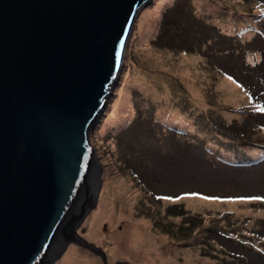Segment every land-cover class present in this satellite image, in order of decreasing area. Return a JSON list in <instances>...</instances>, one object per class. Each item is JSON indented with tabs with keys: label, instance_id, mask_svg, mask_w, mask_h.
<instances>
[{
	"label": "rangeland",
	"instance_id": "obj_1",
	"mask_svg": "<svg viewBox=\"0 0 264 264\" xmlns=\"http://www.w3.org/2000/svg\"><path fill=\"white\" fill-rule=\"evenodd\" d=\"M125 88L130 112L112 113ZM109 89L88 132L101 165L97 199L123 179L127 188L113 197L112 212L146 218L158 252L175 263L264 264V159L250 164L240 155L231 162L224 151L264 147V0L146 1ZM167 116L188 119L192 129ZM217 120L227 126L216 127ZM127 220L103 219L101 242L84 235L86 219L77 231L105 251L109 264H151L138 252L110 256L113 238V248L126 249ZM72 245L92 257L86 264H104Z\"/></svg>",
	"mask_w": 264,
	"mask_h": 264
},
{
	"label": "water",
	"instance_id": "obj_2",
	"mask_svg": "<svg viewBox=\"0 0 264 264\" xmlns=\"http://www.w3.org/2000/svg\"><path fill=\"white\" fill-rule=\"evenodd\" d=\"M146 1L0 0V264H61L70 242L109 264L77 231L101 182L88 131Z\"/></svg>",
	"mask_w": 264,
	"mask_h": 264
},
{
	"label": "bare ground",
	"instance_id": "obj_3",
	"mask_svg": "<svg viewBox=\"0 0 264 264\" xmlns=\"http://www.w3.org/2000/svg\"><path fill=\"white\" fill-rule=\"evenodd\" d=\"M153 57L155 59L158 58L155 55ZM143 77H144L143 78L144 81H148L147 75ZM134 78L136 79L138 78V76L135 75ZM190 87L192 89V92L199 96L198 88L193 85H191ZM110 110L112 113H114L115 111L119 112L121 110L122 115H126V113L128 114L130 112L131 105H130V100H129V88H125L122 92H120L119 100H117L115 103H113L110 106ZM98 115L100 114L97 113L93 117L91 121V125L89 126V129L96 122V118ZM163 115L164 113L161 112L160 116L163 117ZM181 115L182 114L180 113V117ZM165 119L168 121L172 120L176 124L175 125L176 127H181L186 130L188 128L190 130L192 129L190 126L191 124L188 122V119L186 120V119L178 118V116H175V118L167 116ZM261 151L262 149L258 152L254 151L255 153L253 154H258L257 156H259ZM226 157L230 159L234 158L232 154H227ZM100 179H101V182H100L99 191H101V186L103 182L102 178ZM120 180L121 181H116V182L111 181L109 184H107L106 185L107 191H106V194H104L105 197H103L102 200L101 198L100 200H98L99 198L97 199L98 202L94 206L96 208L94 207H93L94 209L91 208L93 210L89 214V217H86L87 216L86 214L84 221L86 219L87 229L84 232V235L87 233L93 239H96L97 241L101 242L104 239L103 233L100 229L103 219L109 218L111 222H115L119 218H123V217L128 218L129 220H127L126 230H123V234H121V237L124 235L127 239L126 249L124 248L125 252L121 248L120 249L113 248V246L115 245V241L117 240L113 238L114 241L110 242V246L112 245V243L113 245L111 248H109L111 257L126 254L127 253L126 251H129L132 254L134 252H138V254L141 255V257L146 262H149L151 264L155 262H159V264H178V263H175V261L166 259V257L162 256L163 254L160 251L158 252L157 240L154 238L153 233L147 230V227H146L147 219L146 218L137 217L138 219H136L134 216L127 215L125 213H121V212L113 213L112 212L113 207H114L113 197L116 194L118 195L121 194V192L125 190V187L127 188V185H125V183L123 182V179H120ZM189 200H193V198H190ZM190 202L194 205L200 203V201H190ZM197 206L200 207L201 205H197ZM91 209L89 210V212L91 211ZM89 242L93 243L92 241H89ZM72 244L76 245L77 243L70 242V244L65 248V250L63 251L61 255V264H86L87 262L93 263V260L91 259L92 257H88L85 254H78L76 246ZM132 249H134V251H132ZM106 258H107V254H106Z\"/></svg>",
	"mask_w": 264,
	"mask_h": 264
},
{
	"label": "trees",
	"instance_id": "obj_4",
	"mask_svg": "<svg viewBox=\"0 0 264 264\" xmlns=\"http://www.w3.org/2000/svg\"><path fill=\"white\" fill-rule=\"evenodd\" d=\"M254 108H256V105H254ZM217 123H221V124H223L224 126H227V125H225L223 122H219V120H217V121L215 122V124H216L215 126H216V127H217ZM226 129H228V127H226ZM261 149H262V151L260 152V154L264 152V148H261ZM261 149H259V150H251V152L255 153L254 151H257V152H258V151H260ZM224 151H225L226 154H232L233 157H234V156L237 157V156H240V155L251 156V155H249V153H251V152L244 153V154H240L239 152H238V153H233V152H231L229 149H227V150L225 149ZM253 153H252V154H253ZM256 155H258V154H256ZM259 158H260V157L253 158V159H249V158H248V159H247V162L250 163V164H253V163H256L257 159H259ZM234 160H235L234 158L229 159V161H231V162H234ZM238 160L243 162L242 159H238ZM243 163H244V162H243ZM172 206H174V205H172ZM182 213H183V212H182ZM185 220H186V219H185ZM185 220H184V221H185Z\"/></svg>",
	"mask_w": 264,
	"mask_h": 264
}]
</instances>
